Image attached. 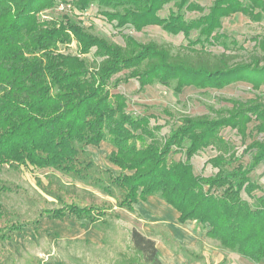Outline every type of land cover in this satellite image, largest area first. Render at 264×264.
<instances>
[{"label":"trees","instance_id":"1","mask_svg":"<svg viewBox=\"0 0 264 264\" xmlns=\"http://www.w3.org/2000/svg\"><path fill=\"white\" fill-rule=\"evenodd\" d=\"M57 1L0 0V171L51 169L47 184L37 182L54 198L44 201L55 205L43 206L31 221L12 220L4 198L21 190L0 178V241H14L46 218L74 215L102 231L109 244V232L116 230L120 215L95 204L96 193L86 188L92 187L130 211H136L139 200L157 196L179 211L181 223L191 220L195 227L207 229L206 236L217 240L222 250L264 262V185L251 176L264 164V139L255 136L264 134V37H255L253 51L239 59L242 44L221 31L224 18L237 12L261 20L264 0H212L209 6L197 0H61L72 7L61 18L39 15ZM95 3L120 26L159 24L169 33H183L186 43H143L127 33L124 45L115 42L76 14ZM194 11L198 14L189 17ZM73 41L77 53L62 50ZM208 46H222L224 51L215 53ZM94 47L91 60L87 54ZM131 79L139 82L140 90L165 85L180 103L183 89L195 86L208 111L175 113L165 107L162 111L170 118L164 124L155 113L135 114L128 109L127 95L118 90ZM241 81L262 94L243 98L210 90ZM219 101L227 104L217 107ZM167 124L172 129L164 134ZM227 127L247 143L242 150L222 135ZM248 136L252 140L246 142ZM102 142L114 146L107 159L116 169L99 164L88 148ZM209 147L216 154L207 163L216 171L198 174L192 158ZM179 152L186 157L170 160V154ZM245 154L249 161L243 159ZM77 181L86 187L77 186ZM72 195L90 199V206L68 202L66 196ZM151 228L153 232L133 227L111 264H166L155 234L185 260L206 263L203 242L198 249L178 242L162 224L151 223ZM3 257L0 264H8L11 252Z\"/></svg>","mask_w":264,"mask_h":264},{"label":"rangeland","instance_id":"2","mask_svg":"<svg viewBox=\"0 0 264 264\" xmlns=\"http://www.w3.org/2000/svg\"><path fill=\"white\" fill-rule=\"evenodd\" d=\"M199 3L209 6L212 0H197ZM172 6L168 4L167 7ZM72 9L70 4H66L58 0L56 5L47 8L39 13L42 17L47 18H61L63 14L68 13ZM168 13L167 9L161 10L162 15ZM76 14L81 17L86 25L94 24V31L111 38L115 42L124 45L123 35L127 33L139 42H147L152 39L158 41H167L178 47L186 43L183 33L173 34L169 33L165 28L159 24H147L136 28L133 25L127 24L120 26L117 22L108 20L104 15L99 12L98 5L92 4L85 12ZM198 12H189V17H194ZM259 21V20H258ZM258 21L249 18L247 15L237 12L230 17L224 18L221 31L230 35L238 43L242 44L243 49L240 51L242 57L239 59H247L248 52L253 51L255 44V37L264 34V29L260 27ZM87 54L89 59H93V52ZM208 49L220 53L224 51L222 46H208ZM62 50L68 52H78L76 41H73L69 46H62ZM264 89V88H263ZM262 89V90H263ZM120 91L124 92L128 97V109L135 114L137 113H155L158 115L159 123L164 124L165 119L170 118L167 116L163 108H169L172 112H187L191 114L204 113L207 110L206 106L201 102L204 99L199 94L198 88L195 86H187L178 98L174 95L173 90L160 83L154 85H147L146 89H139V82L136 79H131L128 83H122L119 87ZM251 84L247 82H236L226 86L223 89H211L214 94L224 93L228 96H240L247 98L250 96L261 95L264 92L252 91ZM202 98H201V97ZM217 102V100L215 99ZM227 104L226 102L219 101L217 107ZM231 105V104H229ZM155 123L154 119L152 120ZM253 123H251L252 125ZM172 129L170 124L163 127L162 132L168 133ZM222 135L230 138L237 143L241 150L247 143L242 144L240 135L236 129L230 127L224 128L221 131ZM258 138L264 139V134H256ZM252 140L249 136L246 142ZM95 158V160L103 165L116 169L117 166L112 164L107 155L114 149V146L107 142H102L100 145H90L88 147ZM215 155L214 151L210 148L199 152L192 158L194 163V170L198 174L211 175L216 169L207 160ZM185 154L176 153L170 154L171 159L185 158ZM243 159L250 160V155L245 154ZM51 169H42L34 167H22L17 172L4 168L0 171V178L5 182L14 184L16 188L21 190V193H12L10 196L4 198L11 209V219L19 220L24 219L31 221L38 215V210L43 206L53 207L54 204H47L46 200L53 201L54 198L44 193L37 180L40 179L44 184L48 183L46 173ZM252 178L264 185V164L259 165L253 172ZM63 180L71 182L72 180L67 176H62ZM79 187H86L81 182H76ZM96 193L94 203L100 208H105L109 211L117 212L120 217L116 219L117 228L115 231L109 232L111 242L109 244L103 241V232L92 226L86 220H79L74 215L66 216L63 219H50L46 218L40 224V227L28 226L21 234H18L14 241H0V261L7 252H11L12 259L8 264H111L112 259L115 257L116 252L121 250L129 240L130 230L133 227L143 232H153L151 223H159L173 235L175 239L181 244L188 246H196L199 249V240L204 243V255L206 256L205 262H189L185 260L180 254L176 257L171 254L170 249L163 243L160 235H154L157 245L161 250V258L166 264H264V262L255 263L250 259L243 257L237 252L230 250H222L219 242L215 239L206 236L207 229H200L195 227V221L192 223H180L178 216H174L176 208H156V205L147 200H139L137 203L138 208L134 207L136 211H130L121 208L117 201L92 187H86ZM261 195V191H256ZM24 194L28 195L27 198ZM42 194L44 197H42ZM244 197L250 201H255L250 198L246 193ZM28 199V200H27ZM30 200L33 201L31 204ZM66 200L77 201L80 205L91 204L90 199L86 198L84 201L81 197L66 196ZM141 204V205H140ZM180 225H178L176 222ZM194 222V223H193ZM190 224V225H189ZM194 224V225H193ZM192 228L194 231L189 230ZM56 233V235H52ZM89 240V241H84ZM198 241V242H197ZM169 252H168V251ZM170 253V254H169ZM172 255V256H171Z\"/></svg>","mask_w":264,"mask_h":264},{"label":"crops","instance_id":"3","mask_svg":"<svg viewBox=\"0 0 264 264\" xmlns=\"http://www.w3.org/2000/svg\"><path fill=\"white\" fill-rule=\"evenodd\" d=\"M165 9H167V10H169V7H166ZM249 17V16H248ZM250 18V17H249ZM259 23H260V27L261 28H263L264 29V17L261 19V20H259L258 21ZM260 36L259 37H264V34L262 33V34H259ZM255 42V41H254ZM211 89H213V88H211ZM210 89V90H211ZM198 91H200L199 89H198ZM210 148V147H209ZM210 149H212V148H210ZM213 151H214V153L216 154V151L214 150V149H212ZM147 202H150V203H153V204H155L156 205V208H172V205L171 204H169V203H167L165 200H163V199H161V198H159V197H157V196H150V197H148V199H147V201H146V203ZM141 205V204H140ZM135 207L136 208H138L137 207V205L135 204ZM174 207V206H173ZM175 208V207H174ZM177 210V209H176ZM174 216H178L179 217V211L177 210L176 212H174ZM176 222V221H175ZM180 222V221H179ZM177 223V222H176ZM181 223V222H180ZM186 223H192L191 222V220H188V221H186L184 224H186ZM194 223V222H193ZM178 224V223H177ZM178 225H180V224H178ZM190 225V224H189ZM194 225V224H193ZM194 228H195V225H194ZM189 230H192V231H194L192 228H189ZM199 241H201V242H203L202 240H199ZM198 242V241H197ZM160 249V248H159ZM168 251V250H167ZM169 252V251H168ZM173 252L171 251V254H172ZM170 254V253H169ZM177 258L178 257H180V255L179 254H176V253H173ZM172 256V255H171ZM188 261V260H187ZM189 262H191V261H189Z\"/></svg>","mask_w":264,"mask_h":264}]
</instances>
